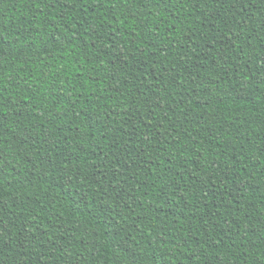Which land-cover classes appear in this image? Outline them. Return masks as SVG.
Here are the masks:
<instances>
[{
  "label": "trees",
  "instance_id": "16d2710c",
  "mask_svg": "<svg viewBox=\"0 0 264 264\" xmlns=\"http://www.w3.org/2000/svg\"><path fill=\"white\" fill-rule=\"evenodd\" d=\"M0 264H264V0H0Z\"/></svg>",
  "mask_w": 264,
  "mask_h": 264
}]
</instances>
